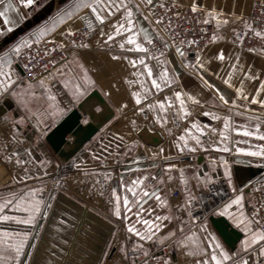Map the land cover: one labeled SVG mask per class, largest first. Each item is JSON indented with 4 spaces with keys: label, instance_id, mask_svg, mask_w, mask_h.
Returning <instances> with one entry per match:
<instances>
[{
    "label": "crops",
    "instance_id": "crops-1",
    "mask_svg": "<svg viewBox=\"0 0 264 264\" xmlns=\"http://www.w3.org/2000/svg\"><path fill=\"white\" fill-rule=\"evenodd\" d=\"M170 1L188 5L198 2L200 7L205 10H215L216 19H212L211 16L207 17L218 29L214 35L215 40H212L204 51L195 55L177 57L174 51L165 54L162 59L160 55H152L160 59L161 68L166 67L169 76L176 82L171 87H165L162 91L157 92L151 88V83L146 79L145 74L140 79L145 80V87L151 92L148 99L143 98L144 93L141 91L140 84L133 82L137 80L133 73L141 66L137 65L136 68H133L129 63L141 53L121 51L118 45L113 42H109L113 44L111 49L107 45L100 47L98 40L102 43L104 38L99 37L98 32L88 42V48L69 50L67 59L71 61L73 57H77L79 63L83 64L94 82L92 85L86 86L84 95L74 102V109L80 108L83 124L98 123L102 127L82 147H78L74 142L75 137L68 136V142L56 149L49 142L48 135L67 116L70 110L66 109L51 91L50 83L54 79L62 83L66 77L46 75L42 77L46 88H41L39 86L41 78L31 82L23 77L21 69L16 64V56L12 55L11 51L24 40L32 39L34 41L37 38L38 30L41 28L49 30L50 35L45 37V40L52 39L56 43H64V30L68 27H71L73 31L78 30L81 26L78 17L86 9L77 13L71 20L65 19L64 23H60L66 12L74 11L76 0L66 2L33 0V3L27 7L23 6L21 0H10L15 11L5 13L7 23L3 17H0V43L17 28L24 27L26 24H29V27L17 39L0 47V59L7 61L9 56L11 57L12 63L10 66L6 64L4 71L10 75L14 82L7 91L0 89V197L6 196L10 192L20 193L29 189H36L35 198L44 201V204L41 205V213L35 219L39 223L41 220L39 218L42 212L45 213L44 211L48 208L51 199V205L56 200V196L54 198L50 196V191L52 192L53 189L63 191L66 197L114 226V232L100 264H126L128 262L127 253L134 248L156 253H161L167 248L174 264H194L195 259L199 257L187 255L190 248L178 244L177 241H183L184 237L189 234V230L195 232L198 237L205 236V233L197 231L201 219L207 226L208 234L215 235L230 254H237L233 257L234 261L243 259L247 260L248 264H256L257 256L254 253L241 251L243 247L241 241L244 240L245 234L236 228L231 220L224 217L234 229L241 233V238L234 248H231L213 227L210 217H220L215 214L214 209L233 197V189L228 187L223 168L219 167L221 157L228 162L227 166L232 173L233 186L237 190V194L242 196L243 208L238 211H242L248 217L244 207L250 200L252 182L264 178V159L249 156L246 153L264 150V140H259L254 136H242L233 129L243 125L248 130L256 132V126L259 125L257 135H264V108L258 104H249L244 100H238L235 107L231 103L222 105L215 97V93L204 86L199 77L194 74V69L191 67L184 68L180 63L181 60H184L185 63L191 65L195 62L196 56L199 55L207 69L201 73L204 79L219 89L229 101L235 98V88H241L243 94L249 97L257 95L255 90L260 87V81H264V48L257 53L248 52L241 49L233 41L234 34L243 27V23L240 21L250 14L255 0ZM7 2L9 0H4V3ZM3 10V6L0 4V11ZM235 17L241 19H234ZM36 18H40L38 23L35 22ZM115 19L116 17L106 19L105 31L108 30L109 20L114 21ZM140 20L142 26L147 28L149 34L155 38L156 33L153 31L152 24L143 21V18ZM224 20H227L228 23H223ZM116 39L119 40L120 38L117 37ZM138 42H143L142 35L138 36ZM146 45L145 43V47ZM109 51L127 57V59L114 61L111 59ZM220 52H223V61L217 58ZM146 63L152 67L154 74H158L161 70L156 67V59L146 60ZM232 64L236 65L234 69L230 67ZM58 67L65 73L69 71L63 63ZM71 68L73 73L82 76L75 62ZM229 72L232 73L231 76L228 75ZM244 73L255 78L248 79ZM224 78L230 80L233 85L232 88L223 84ZM78 82L82 84V80L73 79L70 86ZM29 85H32L31 89H29ZM176 90H183L185 93L196 96L200 100V104L193 105L188 102L186 106L190 115L184 120L177 119L175 124L172 121L175 119L176 113L172 108H168L166 112L168 123L161 126L156 123L154 113L144 106L155 101H162L165 96L174 100L171 94ZM66 91L68 93V89ZM133 91L141 92V105H136L131 99V92ZM29 92L32 94L28 95ZM94 92L100 95L103 102L91 97ZM105 92L109 95H105ZM49 95L54 96L55 100L49 101ZM70 98L72 99L71 96ZM258 98H264V91ZM118 102L127 105L119 112H117ZM49 105L62 110L61 114L58 115L54 123L47 119L38 125L36 115L33 113L39 114ZM140 107H144L143 112L137 111ZM155 111L156 114L159 113L158 108ZM205 111L213 112L221 118L229 117L228 129H224L223 119L212 120L202 114ZM17 121L20 123H16ZM193 121L201 125H210L217 129V133L213 134L210 130H205L206 134L201 137V140L206 150L197 149L195 152H188L185 149L181 152L175 146L176 143H182L177 140V137L183 134L184 129L190 127ZM45 124L48 126L45 127ZM143 127L160 133L162 142L158 146L145 143L138 135ZM220 130L225 131L227 140H221ZM121 137L122 139H120ZM189 143L191 144L192 141ZM223 147H228L229 151H221L220 149ZM237 148H242L245 152L237 153ZM25 149L33 155L29 157ZM13 151L26 163L17 164L16 157L9 159ZM41 161L44 163L41 164ZM213 161L216 162L215 165H213ZM168 165L175 167L169 169ZM213 167H215L214 171L212 170ZM128 169H132V171H128ZM182 173L186 181L185 184L180 182ZM204 173L213 178V183L207 187L203 183L198 184L197 180L193 178L194 174H197L203 180ZM105 176H110V178L106 180ZM138 176L146 177L141 185L143 188L149 192L158 190L161 199L167 203L161 205L154 197L145 198L147 201L143 204L145 211H140L139 206L132 202L129 205L130 211L126 212L127 219L125 220L123 216L117 218L113 214L116 201L112 198L111 191L116 190L120 197L121 211L124 213L123 198L127 196L131 200L133 194L127 192L126 187H120L121 177L123 183L127 185ZM152 177H156V179H152ZM176 191L179 196L174 198L173 194ZM189 192L196 196L197 201H199L198 204L193 201V204L196 205L193 208L194 224L188 222L187 213L180 209V205L184 204L185 197ZM63 207L65 208V206ZM149 208L152 209L151 213L146 211ZM138 212L139 218L142 219L154 220L156 215L166 214L171 215L172 219L162 222L161 232L156 233L153 240L140 241L138 237L127 231L128 226L143 230L144 226L137 223ZM5 213L16 215L22 219L27 216V213L22 211L5 210ZM50 213L51 210L44 218L43 227ZM75 217L71 213L56 218V223L50 233L49 248L44 252L47 256L53 250L57 255H54L52 259L54 262H49V259V261L43 260L42 264H68L70 259H74V264H82L77 258L72 257V253L79 255V257L83 255V253L77 252L75 247H79L78 238L85 237L80 232L84 226V215L79 221ZM178 220L184 221V232L179 231ZM88 225L92 228V225ZM89 226H87V234L90 233L89 231L94 232ZM0 228L10 231L20 229L21 231H28V241L25 244L28 245L32 225L2 222ZM168 231L175 232V235L164 239ZM86 239L89 238L86 237ZM207 243L209 241L204 239L201 241V246L203 247ZM140 245L143 247H139ZM60 255L63 258H59ZM12 264H15V261H12Z\"/></svg>",
    "mask_w": 264,
    "mask_h": 264
},
{
    "label": "snow or ice",
    "instance_id": "snow-or-ice-1",
    "mask_svg": "<svg viewBox=\"0 0 264 264\" xmlns=\"http://www.w3.org/2000/svg\"><path fill=\"white\" fill-rule=\"evenodd\" d=\"M21 3L24 7H27L33 3V0H21ZM0 4H2L4 9L3 11H0V17H3L5 19V23H7V17L5 16V13L8 11H15V8L13 7V4L10 2V0L7 3H4V0H0ZM154 8H166V5L164 3H157L155 2V0H76V3L74 5V11L66 12L61 18L60 23H64L65 19L71 20L73 16H75L77 13L86 9L88 10L85 17L88 20V33H84L85 36H87L89 33H93L94 31H96L98 32L99 37L104 38L102 43L98 40V46L100 47L107 45L108 48L111 49L113 44H110L109 42H113L114 44L118 45L121 51H134L137 53H141L140 56H138L136 59L130 60L129 63L133 68H136L137 65L141 66L133 73V75L137 77V80L133 82L140 84L141 91L144 93L143 98L148 99V97L151 96V92L148 90L147 87H145V80L140 79L142 76L146 74V79L150 81L151 88L155 89L157 92L162 91L165 87H171V85L175 83L176 80L169 76V72L166 67L161 68L160 59H157L156 57L152 56L149 48L145 47V43L148 45H152L154 38L152 35L149 34L148 29L142 26L140 18H143V21H147L152 24L153 31L156 33V38L164 41V48L173 49L177 57H184L185 52L182 51V48L195 43L194 40H181L179 45L175 44L174 41L169 44L168 41L170 38L168 37L166 32L160 28V25L163 22V17H155L154 19ZM190 10L193 13L200 11L204 14L205 19L203 21L198 20L197 23L203 22L207 24V17L209 16H211L212 19H216L217 13L215 12V10H205L204 8L200 7L198 2L191 3ZM110 17H116V19L114 21L109 20L107 26L108 30L105 31L104 25L106 19ZM234 19L241 18L235 17ZM94 23L99 27L94 29ZM223 23L227 24L228 21L224 20ZM244 26L249 30L252 29V25L246 22ZM49 35L50 33L47 28H41L38 30L37 38L34 41L32 39L22 41L12 49L11 54L19 57L23 54L22 49H31L34 44L39 45L42 42L51 43L53 45L52 51H56L57 49L66 50L65 45L63 43L57 44L55 40L44 39ZM63 35L66 37H72L74 35L73 29L71 27L66 28L63 32ZM141 35L143 38V42H138V36ZM255 35L261 36L264 35V33L256 32ZM117 37H119L120 39L117 40ZM212 39L215 40V36H213ZM237 39H242V37L237 36ZM69 43L72 48L89 47L88 43L80 41L78 44L75 39L70 40ZM45 54L50 55L47 48L45 49ZM109 55L114 61L127 59V57H122L113 54L111 51H109ZM163 56L164 53L161 52L160 58L162 59ZM217 58L223 61V52H220ZM153 59L157 60L156 67L161 69L158 74H154L152 67L148 63H146V60ZM61 62L64 64V67L69 70L68 73L61 71L58 66H54L53 70L51 71L47 69L46 65H44L43 67L45 68V71L48 72L49 76L66 77L62 80V83L64 87L68 89V95L72 97L73 102L78 101L80 97L84 95L86 91V86L92 85L94 82L90 78L83 64L79 63L77 57H73V60L71 61L64 57L62 58ZM73 62H75L76 66L80 69L82 76L72 72L71 65L73 64ZM11 63L12 61L10 56L7 61L0 59V78H2L0 79V89H3L4 91H7L14 83L10 75L4 71L5 65L7 64L8 66H10ZM180 63L184 68H193L194 74L199 77L204 86H206L208 89L212 90L215 93V97L219 100L222 105H228L229 103H231V105L235 107L237 106L238 100H244L247 101L249 104H258L261 108H264V98H258L262 91H264V81H260V87L255 90L257 95H252L251 97H249L243 94L241 88H235V98L229 101V99H227L225 95L219 91V89L215 88L213 84L209 83L206 79H204V76L201 73L203 71H206L207 69L205 68V64L203 61H201L199 55L196 56L195 62L191 65L185 63L184 60H181ZM230 67L234 69L236 65L232 64L230 65ZM228 75L231 76L232 73L229 72ZM244 75L248 79L255 78L253 76H250L248 73H244ZM73 79L82 80L83 86L79 82L71 84L70 86V82ZM222 82L229 88L233 87L228 78H224ZM241 84H243V81H241ZM39 86L41 88H46L43 78L40 79ZM28 87L29 89H31L32 85H29ZM13 94L15 95V93ZM31 94V92L28 93V95ZM105 95H109V93L105 92ZM171 96L174 97V100L169 96H165L162 101H155L144 106L147 107L149 111H152L154 113L156 123L161 126H164L168 123L166 117V112L168 108H172L176 113L175 119L172 121V123L175 124L177 119L184 120L187 116L190 115V112L186 106L188 102L193 105L200 104V100L196 96L190 93H185L183 92V90L173 91ZM131 99L134 100L136 105H141V92H131ZM48 100L54 101L55 97L49 95ZM177 105L178 107H176ZM126 106V104L118 102L117 112H119L122 108ZM144 107L138 108L137 111L143 112ZM157 108L159 109L158 114H156L155 111ZM61 111L62 110H60L59 108H53L52 105H49L48 108L44 109L42 112H39V114L33 113V115H36L38 125L40 123H43L47 119H50L51 122L54 123L58 115L61 114ZM97 111H99V109H97ZM202 114L206 117H210L212 120L223 119L224 129H228L229 117L225 116L221 118L220 116L210 111H205ZM257 119L259 118L257 117ZM16 123H20V121H17ZM133 125H135V122H133ZM47 126L48 125L45 124V127ZM256 127V132L248 130L243 125H241L239 128H234L233 131H236L238 132V134L245 137L254 136L259 140H264V135H257L259 131V125H257ZM206 129L210 130L213 134L217 133L216 128H212L210 125L207 124L201 125L200 123L193 121L190 127H186L184 129V133L177 137V140L182 143H176V148L181 152H183L185 149L188 152H195L197 151V149L206 150L201 140V137L206 134ZM219 136L221 137L222 141L227 140L228 138L225 134V131L223 130L219 131ZM120 139H122V137ZM189 141H192V143L190 144ZM220 150L223 152H228L229 148L223 147ZM25 151L29 157L33 155V153L28 152L27 149H25ZM236 152L242 153L245 152V150L242 148H237ZM246 154L249 156L261 157L262 159H264V150L249 151ZM11 157L17 158V164L26 163L25 160L19 158L18 154L15 151L11 153L9 159H11ZM43 163L44 161H41V164ZM215 163L216 162L213 161V165H215ZM227 163L228 162L224 160L223 157H221L219 167L223 168L224 178L227 182L228 187L233 189V197L229 198L221 206L215 208L214 212L220 217H227L229 220H231L232 224L236 228L240 229L245 234L244 240L241 241V244L243 246L241 251H251L257 256L256 264H264V219L258 218V210L252 213L251 218L246 217L242 211H238L239 209L243 208L242 196L240 194H237V190L233 186L232 173L229 171ZM167 167L171 169L175 166L168 165ZM212 170L214 171L215 167H213ZM128 171H132V169H128ZM109 178L110 176H105L106 180ZM193 178L197 180L198 184L203 183L205 187L213 183V178L210 177L207 173H204L203 180H201L199 175L197 174H194ZM145 179L146 177L144 176H138L136 179H132L130 183L125 185L123 183V178L121 177L120 187H126L127 192L132 193L133 195L131 200H129L127 196L123 198L125 212L122 213L120 207V197L117 195L115 189L111 191V196L116 201L115 207L113 208V214L117 218L123 216L125 220L127 219L126 212L130 211L129 205L132 202H135L139 206L140 211H145V209L143 208V204L147 202L145 198L150 199L154 197L157 200L158 204L161 205L167 203L166 201L161 199L158 194V190L149 192L141 186ZM152 179H156V177H152ZM169 179H171V177H169ZM180 182L182 184L186 183L183 178V173L181 174ZM36 191V189H29L26 192L21 191L20 193L10 192L6 196L0 197V223L15 222L16 224L23 225L34 224L37 215L41 213V205L44 204L43 200H38L35 198ZM40 191H43V189H40ZM193 201H196L197 204L199 203V201H197L196 196L192 195L189 192L185 197L184 204L180 205V209L187 213L188 222L194 224L195 216L193 213V208L196 205L193 204ZM5 210L22 211L24 213H27V216L26 218L22 219L16 215L6 214ZM146 211L151 213L152 209L149 208ZM43 215L47 216V213L45 212L43 213ZM137 217V223H140L144 226L143 230H137V228L134 226H128L127 231L133 234L134 236L138 237L140 241L153 240L156 233L161 232V228L163 227L162 222L165 220L171 221L172 219L171 215L168 214L156 215L154 217V220L142 219L139 218V212L137 213ZM178 224L179 231L184 232V221L178 220ZM197 231L200 233H205V236L198 237L195 232H191L189 230V234L184 237L183 241H177L178 244H182L184 247L190 248V250L187 252V255L199 257L195 259L194 264H248V261L243 259L234 261L233 257H235L237 254H230L229 251L225 250V248L221 245L215 235L208 234L207 226L203 219H201ZM161 235L163 236V233H161ZM174 235L175 232L168 231L164 239L170 238ZM28 236V231H10L7 229L0 228V264H12V261H15V264H23L21 260L22 255H28L24 251L25 244L28 241ZM204 239H207L209 243L203 245L202 247L201 241ZM139 247L142 248L143 246L140 245ZM133 250L135 251L136 249L134 248ZM144 255L147 256V252H145Z\"/></svg>",
    "mask_w": 264,
    "mask_h": 264
},
{
    "label": "built area",
    "instance_id": "built-area-1",
    "mask_svg": "<svg viewBox=\"0 0 264 264\" xmlns=\"http://www.w3.org/2000/svg\"><path fill=\"white\" fill-rule=\"evenodd\" d=\"M157 3H164L166 8H154L153 12L155 17H163V22L160 28L163 29L170 38L168 43L173 41L179 45L181 40H194L195 43L187 47L182 48L185 55H195L204 51L212 42L213 36L217 33L218 29L215 27L212 20L208 19V23H197L198 20L203 21L205 16L200 11L193 13L190 10V5L184 3L173 2L170 0H155ZM88 10L83 11L79 15V21L81 26L78 30L73 31L72 37H66L63 35L64 45L66 50L57 49L52 51L53 45L51 43H40L29 49H22L23 54L19 57H15L16 64L19 66L23 73V77L33 82L42 77L48 75L45 71L44 65L47 66L49 71L53 70L54 66L62 64V58L66 57L69 50H80L83 48H72L69 41L75 39L79 44L80 41L88 43L90 39L96 35V31L89 33L87 36L84 33H88L87 28V14ZM90 18V17H89ZM240 22L243 23V27L239 29L233 36V41L241 49L257 53L264 48V35L257 36L256 32L264 33V0H255L250 14ZM245 22L252 25V29L245 28ZM94 29L99 26L94 23ZM237 36L242 39H237ZM59 44V43H57ZM164 41L153 39L152 45H146L149 48L151 55H160L161 52L165 54L172 53L173 49H166L163 47ZM48 49L50 55L45 54V49ZM50 89L60 101V103L68 110L74 109L75 103L68 95L65 87L62 83L54 79L50 83ZM174 198L179 196L176 191L173 194ZM244 210L249 218L252 213L258 210V218L264 219V178L256 179L250 186V200L246 203ZM145 251L141 249H132L128 251V262L126 264H174L170 259V251L166 248L161 253L147 252V256L144 255Z\"/></svg>",
    "mask_w": 264,
    "mask_h": 264
},
{
    "label": "water",
    "instance_id": "water-1",
    "mask_svg": "<svg viewBox=\"0 0 264 264\" xmlns=\"http://www.w3.org/2000/svg\"><path fill=\"white\" fill-rule=\"evenodd\" d=\"M60 1L66 2L68 0ZM41 18L43 17L41 16ZM39 19L40 18H36L35 22L38 23ZM28 27L29 24H26L24 27L17 28L9 37L5 38L0 43V47L17 39L20 35L26 32V29ZM91 97H95L99 101L103 102V99L97 92L92 93ZM79 110L80 108L70 111L67 116L49 133L48 140L56 149L68 142V136L75 137L74 142L78 145V147H82L86 143H88L102 127V125L98 123L83 124L81 122L82 115ZM138 135L141 137V139L144 140L145 143L151 146H158L163 140L160 133L150 131L147 127H143L139 131ZM51 201L49 204L52 203ZM63 206H65V208ZM71 213L76 216L75 218L78 221L81 219V216L84 215L83 224L85 226H83L80 231L81 234L85 237H83L84 239L78 238L79 247H75V250L77 252H80V254L83 253V255H81L82 257H79V255H75V253H72V257L77 258V260H79V263L81 262L82 264L101 263L105 251L108 247L110 237L114 232V226L104 221L95 213L87 211L82 205L76 203L65 195L58 194L56 196V200L52 204L51 213L47 219L45 226L43 227V224L45 222L44 215L38 223L36 232L26 250V253L28 255L24 256V259L22 261L23 264H42L41 262L43 260L49 261V259V262H54L52 259L54 255H57V253L52 250L49 252L47 257L44 252L48 250V244L51 242L50 233L52 227L56 223V218H60L64 216V214L66 215ZM210 221L213 227L225 241V243L229 247L234 248L238 240L241 238V233L234 229L230 225L228 220L224 217L212 216L210 217ZM88 224L92 225V228H90ZM87 226H89V228L94 232L89 231L90 233L87 234ZM86 237H88L89 239L87 240ZM59 258H63V256L60 255ZM73 262L74 259H70L68 261V264H74Z\"/></svg>",
    "mask_w": 264,
    "mask_h": 264
},
{
    "label": "rangeland",
    "instance_id": "rangeland-1",
    "mask_svg": "<svg viewBox=\"0 0 264 264\" xmlns=\"http://www.w3.org/2000/svg\"><path fill=\"white\" fill-rule=\"evenodd\" d=\"M58 194H63V195H65L63 191H60V190H57V189H53L52 192L50 191V196H51L52 198H54V197L57 196ZM49 205H50V207H49ZM49 205H48V208L44 211V212H46L47 214H48V212H50L51 207H52L51 204H49ZM42 216H43V212H42V215H41V217H40L39 219H42ZM45 217H46V216H45ZM33 225H35V226L33 227ZM37 226H38V222L35 221V223L32 224V231H31V235H30V241H29L28 245H25V246H27V247L25 248V250H24L25 253H26V250H27V248H28V246H29V244H30V242H31V240H32V238H33L35 232H36V228H37ZM19 228H21V227H19ZM21 229H22V228H21ZM21 229H20V230H21ZM24 256H25V255H22V257H21V260H22V261H23V259H24Z\"/></svg>",
    "mask_w": 264,
    "mask_h": 264
}]
</instances>
